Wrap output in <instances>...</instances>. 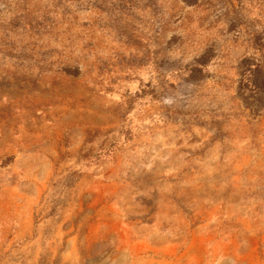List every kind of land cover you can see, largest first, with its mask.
Segmentation results:
<instances>
[{
	"label": "rangeland",
	"instance_id": "obj_1",
	"mask_svg": "<svg viewBox=\"0 0 264 264\" xmlns=\"http://www.w3.org/2000/svg\"><path fill=\"white\" fill-rule=\"evenodd\" d=\"M188 1L0 0V264H264V0Z\"/></svg>",
	"mask_w": 264,
	"mask_h": 264
},
{
	"label": "trees",
	"instance_id": "obj_2",
	"mask_svg": "<svg viewBox=\"0 0 264 264\" xmlns=\"http://www.w3.org/2000/svg\"><path fill=\"white\" fill-rule=\"evenodd\" d=\"M188 1V0H185ZM195 0L188 1L192 4ZM259 36H251L248 40L253 50L251 55H244L237 64L236 94L245 109L253 115H264V41ZM207 52L202 53L195 65L189 69V80L205 77L204 68L210 60Z\"/></svg>",
	"mask_w": 264,
	"mask_h": 264
}]
</instances>
